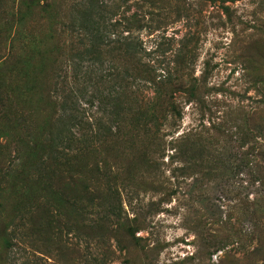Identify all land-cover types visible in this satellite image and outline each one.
<instances>
[{"label": "rangeland", "instance_id": "374dc122", "mask_svg": "<svg viewBox=\"0 0 264 264\" xmlns=\"http://www.w3.org/2000/svg\"><path fill=\"white\" fill-rule=\"evenodd\" d=\"M30 1L0 0V264L62 115L97 133L77 177L115 193L85 214L105 264H264V0ZM84 1L110 41L89 62Z\"/></svg>", "mask_w": 264, "mask_h": 264}, {"label": "trees", "instance_id": "16d2710c", "mask_svg": "<svg viewBox=\"0 0 264 264\" xmlns=\"http://www.w3.org/2000/svg\"><path fill=\"white\" fill-rule=\"evenodd\" d=\"M79 3L84 5L85 1L76 4ZM30 4L38 7L39 1L31 0ZM77 7L73 11L77 17L74 22L71 21L70 27L88 38L89 45L85 43L82 57L89 62L100 57L101 47L107 46L110 41L108 36L103 34L104 32H98L97 23H91L93 30L88 28L89 15H91L89 9H86L85 5H77ZM44 9L47 8L41 10L45 11ZM84 41L82 39L79 45L83 46ZM122 46L128 48L130 45L125 43ZM78 119L77 116H60L55 121L54 130L49 136L48 148L41 149L39 154H35V149L30 150V156L25 164L29 161L32 164V159L36 156L38 159L33 164L28 182L39 196L31 205L21 209L19 225L13 227L17 233L10 234L11 241H7L6 244L8 255L4 264H41L34 254L38 253L42 246L48 251L62 254L69 263L79 262L80 259L86 264H105L107 257L112 255L110 252L109 255L107 252L100 253L101 247L105 246H102L105 237L102 224L111 222L98 217L96 221L88 220L85 219V214L88 208L94 209V202L98 204L107 201L108 198L116 202L115 193L109 187L103 190L100 185L88 186L84 184L83 179L77 177L81 174L79 168L84 166L87 151L92 149L90 147L97 139V133L92 132L90 124L88 126L86 121ZM21 163L23 166V161ZM17 166L11 169H17ZM11 169L7 171L9 176L13 175ZM23 169L25 166L20 168V173L17 174H21ZM104 185L107 186L106 183ZM108 208L112 213L111 216L119 220L116 205ZM73 238L81 244L74 243ZM18 241L26 245L25 250L14 243ZM62 243L63 246L58 247ZM16 249H20L23 256L19 262L13 257Z\"/></svg>", "mask_w": 264, "mask_h": 264}]
</instances>
